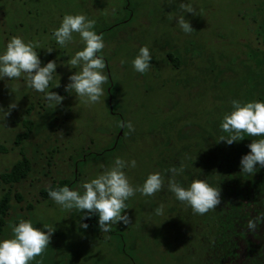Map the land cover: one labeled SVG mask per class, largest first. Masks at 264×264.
I'll return each instance as SVG.
<instances>
[{
	"label": "rangeland",
	"instance_id": "374dc122",
	"mask_svg": "<svg viewBox=\"0 0 264 264\" xmlns=\"http://www.w3.org/2000/svg\"><path fill=\"white\" fill-rule=\"evenodd\" d=\"M260 1L0 0V51L13 36L32 41L41 64L56 61L49 91L63 97L52 107L44 93L27 86L23 74L0 80V107L16 104L0 122V176L19 157L14 141L21 132L28 133L22 145L30 162L24 178L0 181V202L9 196L5 213H0V238L11 235L10 225L27 219L42 230L54 229L49 245L29 264H171L166 250L174 222L181 223L179 218L186 219L192 210L167 189L166 170L182 168L175 180L185 187L197 179L213 148L207 138L212 123L231 110L232 99L248 92L245 64L256 66L249 51L264 47L253 10ZM188 3L194 15L181 8ZM76 13L94 19L96 32L103 30L99 54L107 81L96 103H85L71 88L65 89L75 71L67 66L69 58L83 47L78 34L64 46L51 35L65 14ZM183 15L191 32H183L175 21ZM141 46H147L152 57L143 74L131 65ZM57 79L58 87L53 86ZM117 156L135 159L136 167L123 169L134 187L149 173L164 176L161 191L152 196L136 192L125 201L127 225L101 232L94 215L85 219L48 196L50 188L65 182L81 191L83 182L112 166ZM81 222L88 228L81 229ZM207 230L193 233V254L173 264H203ZM122 241L132 259L122 254Z\"/></svg>",
	"mask_w": 264,
	"mask_h": 264
},
{
	"label": "clouds",
	"instance_id": "9594fccd",
	"mask_svg": "<svg viewBox=\"0 0 264 264\" xmlns=\"http://www.w3.org/2000/svg\"><path fill=\"white\" fill-rule=\"evenodd\" d=\"M181 8L184 13H195L190 3L181 4ZM175 21L183 32L193 30L184 15L175 17ZM94 24L95 20L89 19L83 13L65 14L51 34L55 43L60 46L70 43L73 33L78 34L83 43V47L69 58L67 66L71 65L69 68H74L75 71L69 74V83L65 89L71 88L85 103L99 102L104 93L102 85L107 81L105 61L99 54L104 48V42L102 35L95 31ZM44 49L50 52L53 48ZM151 60L148 47L141 46L131 60V65L134 71L143 74L149 68ZM56 67V61L51 59L41 64L34 43L18 36L11 37L0 51V80L19 78L23 74L27 86L36 92L44 93L43 99L52 107L59 106L63 100L60 94L49 91V82L53 79V73H56ZM53 86H59L58 79ZM230 104L231 110L223 115L219 124L226 135L220 136L218 140L231 145L242 139L244 134L256 137L247 144L248 151L242 154L238 161L239 172L252 175L258 168H264V101L241 102L232 99ZM15 107V102L9 103L6 108L0 107V122L3 123ZM127 127L132 130L131 122H128ZM126 167H136L135 159L125 161L117 156L112 166L83 182L80 185L81 191L60 186L50 188L48 196L62 209H75L82 213L85 219L94 215L96 226L101 232H108L113 225H127L130 218L125 201L136 192L142 196H152L161 191L164 176L159 172L149 173L142 184L134 187L123 171ZM166 171L169 177L167 189L176 200L189 206L193 213L203 214L221 203L218 187L211 186L203 179H193L185 187L175 180V176L183 171L182 168H168ZM155 212L160 215L161 210L157 208ZM79 227L87 229L88 224L81 222ZM256 228L257 223L249 219L247 229L254 231ZM44 229L46 230L35 227L32 221L27 219H20L10 225L11 235L8 238H0V264H29L49 245L54 229Z\"/></svg>",
	"mask_w": 264,
	"mask_h": 264
},
{
	"label": "trees",
	"instance_id": "16d2710c",
	"mask_svg": "<svg viewBox=\"0 0 264 264\" xmlns=\"http://www.w3.org/2000/svg\"><path fill=\"white\" fill-rule=\"evenodd\" d=\"M253 10L258 15L257 31L264 46V0L255 4ZM102 31L100 29L97 33L101 34ZM249 56L256 60V66L251 69L245 64L243 79L248 85V92L239 101H264V47L253 48L249 51ZM221 119L215 120L211 131L207 133L213 148L210 150L209 160L198 170L197 176V179H203L211 186L220 189L221 203L203 214L191 212L186 219L180 217L181 223L174 222L173 240H170L166 250L167 255L171 257V264L181 257L186 260V256L193 254L192 234L206 231L207 228L209 235L202 234L206 240L203 264H264V168H258L251 175L240 173L238 166L239 157L248 151L247 144L256 137L244 134L245 136L239 141L231 145L225 144L218 140L220 136L226 135L219 127ZM27 135V132L17 135L14 144L18 148L19 157L10 171L0 176L1 182L19 181L30 170V162L23 152L22 145ZM168 145L173 147L174 143L169 140ZM63 186L68 187L69 184L65 182ZM15 197L19 199L18 195ZM8 201V195L1 199V214L5 213ZM249 219L257 223L256 230L247 229ZM1 226L0 220V230ZM182 226L186 228L183 229ZM121 252L125 258L132 259L124 241ZM178 253H180L179 258H177Z\"/></svg>",
	"mask_w": 264,
	"mask_h": 264
}]
</instances>
